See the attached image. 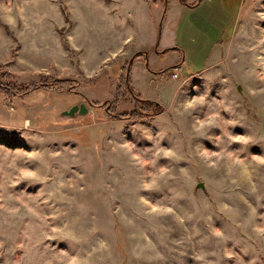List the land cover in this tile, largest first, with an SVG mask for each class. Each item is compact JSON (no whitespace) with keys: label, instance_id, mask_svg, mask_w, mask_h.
<instances>
[{"label":"rangeland","instance_id":"1","mask_svg":"<svg viewBox=\"0 0 264 264\" xmlns=\"http://www.w3.org/2000/svg\"><path fill=\"white\" fill-rule=\"evenodd\" d=\"M0 67L72 81L0 95V264H264V0H0Z\"/></svg>","mask_w":264,"mask_h":264},{"label":"trees","instance_id":"2","mask_svg":"<svg viewBox=\"0 0 264 264\" xmlns=\"http://www.w3.org/2000/svg\"><path fill=\"white\" fill-rule=\"evenodd\" d=\"M172 51V50H171ZM145 56V53H139L135 57H142ZM42 78H45L47 81H44V83H30V84H20L16 79L15 76H13L9 72H4V68L0 67V95L3 97L5 101H13L17 100L18 98H22L24 96H27L31 94L32 92H51L52 90H62V87H70L71 82L70 80H59L57 78H51L50 76L43 75ZM78 83V82H77ZM75 84V83H74ZM122 97V96H121ZM118 99V95H117ZM142 102H145L146 104H151L150 102L140 100ZM118 105V102L116 101L113 103V105ZM155 106V105H153ZM158 108V105L156 106ZM115 116V115H113ZM145 116L141 111L134 110L130 113H124L123 115L119 116L118 118L120 120H129L133 119L135 117H143ZM148 116V115H146ZM117 117V116H116Z\"/></svg>","mask_w":264,"mask_h":264},{"label":"clouds","instance_id":"3","mask_svg":"<svg viewBox=\"0 0 264 264\" xmlns=\"http://www.w3.org/2000/svg\"><path fill=\"white\" fill-rule=\"evenodd\" d=\"M7 11H10V9H8ZM7 23L13 24L14 21L11 18H7L6 19ZM206 97L205 96H199L195 99H193L190 103L186 104V110L188 109H192L195 110L198 106L203 105L205 103ZM220 119V114L219 112H212L206 115L205 119L198 121V131L199 130H203L206 127H211L215 124V122L217 120ZM230 139H234L238 142L241 143H247V140L242 137V136H237V137H229ZM157 156L163 155L164 157H172L174 156V153L171 151H167V150H163L161 149L159 152L156 153ZM205 155H208V153H205ZM136 159L139 160V157H137ZM141 164H147V163H155V161H140ZM261 163H264V161H261ZM168 169L166 168H160L158 173L153 177V180L150 184L146 185L145 187L148 189H151L152 187L155 186L157 179L162 178L166 173H167ZM20 178H36L35 173L27 171V170H21L20 171ZM149 208L151 209V212L153 213H157V212H171L170 208H159L156 206H152L149 205ZM256 231L258 233L264 234V226H259ZM217 235H220L219 233H217ZM73 264H75V262H73Z\"/></svg>","mask_w":264,"mask_h":264},{"label":"water","instance_id":"4","mask_svg":"<svg viewBox=\"0 0 264 264\" xmlns=\"http://www.w3.org/2000/svg\"><path fill=\"white\" fill-rule=\"evenodd\" d=\"M133 64V61L130 62V66ZM93 106L92 104H82L80 106L73 107L70 111L63 112V116L66 117H75L77 114L79 115H88L89 107Z\"/></svg>","mask_w":264,"mask_h":264},{"label":"built area","instance_id":"5","mask_svg":"<svg viewBox=\"0 0 264 264\" xmlns=\"http://www.w3.org/2000/svg\"><path fill=\"white\" fill-rule=\"evenodd\" d=\"M179 77V74H176L175 78L177 79Z\"/></svg>","mask_w":264,"mask_h":264}]
</instances>
